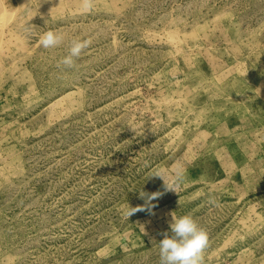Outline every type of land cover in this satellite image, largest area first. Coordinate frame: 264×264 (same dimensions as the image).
I'll list each match as a JSON object with an SVG mask.
<instances>
[{"label": "rangeland", "instance_id": "rangeland-1", "mask_svg": "<svg viewBox=\"0 0 264 264\" xmlns=\"http://www.w3.org/2000/svg\"><path fill=\"white\" fill-rule=\"evenodd\" d=\"M173 212L264 264V0H0V264H160Z\"/></svg>", "mask_w": 264, "mask_h": 264}, {"label": "clouds", "instance_id": "clouds-1", "mask_svg": "<svg viewBox=\"0 0 264 264\" xmlns=\"http://www.w3.org/2000/svg\"><path fill=\"white\" fill-rule=\"evenodd\" d=\"M92 7L93 0H83L85 11L91 10ZM38 42L44 49H52L60 46L64 42V37L56 31L49 30L40 35ZM88 44L89 41L85 39H72L67 54L60 60L59 64L67 68L73 67L75 59L80 57ZM158 195L159 193L151 194L148 197L149 201ZM132 209L134 210L129 212V216L138 210H142V206ZM207 245V232L195 218L191 215L177 216L173 212L171 213L169 231L157 243L160 264H202L203 253Z\"/></svg>", "mask_w": 264, "mask_h": 264}]
</instances>
